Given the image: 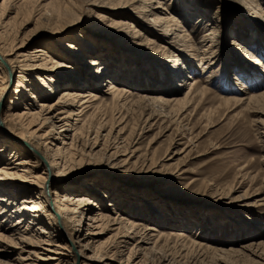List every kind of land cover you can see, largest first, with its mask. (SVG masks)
Masks as SVG:
<instances>
[{"label": "rangeland", "instance_id": "374dc122", "mask_svg": "<svg viewBox=\"0 0 264 264\" xmlns=\"http://www.w3.org/2000/svg\"><path fill=\"white\" fill-rule=\"evenodd\" d=\"M100 1L58 0L53 4L51 0H45L43 3L48 4L49 11L60 18L59 21H54L47 26L51 33L58 31L56 35L54 34L55 36H51L50 41H46L50 49L61 50L65 42L75 44L73 39L77 37L73 33L80 34L84 39H87L88 35V39L91 40L94 35L90 36L87 32L93 25L100 26V31L105 33L104 36L108 42L119 37L120 31L124 28H119L120 23L117 21L124 20L122 15L133 17V12L127 7H119V0H108L106 7L99 6ZM161 1H166L167 5H170L171 16L177 18L182 25L179 27V23L172 25L176 32L180 35L188 34L186 39H191L190 43H194L195 46L200 43L204 46L209 45L214 56L213 78L209 79L211 78L208 75L209 68L202 67L197 53L192 54V50H184L177 56L169 55L170 48L165 40L161 41L157 35L148 32L150 29L145 27L142 28L143 34L140 38L132 39L135 42L129 47L130 51L140 55L143 60L151 61H154L151 56L167 54L168 57L157 56L166 59L160 62L165 67L175 63L177 57L190 56L195 70H182L181 75L177 76L180 79L177 82L181 84L177 85L174 82L175 78L172 82H164L161 77L158 82L147 81L149 79L147 75H150L151 70L155 68L151 61L140 62L135 61L133 56H126L122 63L115 62L116 57L121 54L119 45L109 46L110 42L102 43L99 52L103 55L102 58L108 61L109 68L102 75L100 87L105 90L109 78L114 77L115 74L116 79L111 81L119 86L118 89L126 92L130 101L135 104L131 107L111 104L99 106L101 108L93 111L90 121L93 124H101L105 129L102 135L108 131L110 135L116 137L115 140L118 139L117 142L126 145L128 150L117 158H113L108 156L112 150L106 152L101 148V143L93 151L89 150L90 141L84 142L85 145L81 146L85 137L92 141L94 131L91 132L86 125L81 127L82 121H79L76 124V127H81L82 130L79 140L71 141L73 129H70L66 138L59 137L60 141H52L55 144L54 147L61 149L62 159L59 167L63 166L66 173L69 171L71 174L74 173L63 184L73 187L74 182L82 180L88 181L92 186L90 190L92 194L87 192L88 199L90 202L98 201L100 204L98 207L97 205L93 207L92 204V211L84 216L86 220L98 213L101 206L102 215L114 217L123 213L119 216H125L126 218H122L127 223L128 219L142 223L139 225L140 233L148 225L154 228L184 229L187 234L185 238L201 240L211 248L225 251L214 253L208 250L201 257L199 250L184 248L177 243L176 250L173 247L169 251L170 256L174 258L169 264H264V258L231 253L240 249L241 245L255 242L257 238L264 239V200L260 198L262 194L257 193L264 188V101L247 106L245 103L223 102L220 98V96L243 94L244 90L250 93L260 92L264 88V71L253 59L250 63H254L256 65L254 67L259 66L255 68L253 74L261 75L260 79L257 77L256 84L253 83L252 77L245 80L244 86L242 76L237 74L238 72L235 74L232 70L231 73L228 72L230 75L226 76L228 68L231 69L235 63L241 69L248 66L242 49L244 47L251 50L254 56L261 60L260 63L264 61V18L262 20L255 17L249 18L248 8L240 0ZM258 2L264 9V0ZM186 5L190 11L187 10ZM185 8L189 11L186 14ZM198 9L206 15H201L199 19L207 20L209 25H196L198 19L195 21L196 15L192 13L199 14ZM177 10L183 13L176 14ZM43 11L40 10V14L33 11H27L24 14L21 11L17 12L16 9L10 11L5 18L10 29V39L15 33L19 34L22 31L23 34L27 33L42 23ZM66 12L72 14L61 21L62 14ZM139 21L149 27L147 20ZM198 22L200 23L201 20ZM248 23H251V28L246 27ZM65 24L73 26L65 32L62 30ZM90 24L93 25L90 26ZM133 24H136L135 20ZM213 24H216L213 29V41L211 42L210 37L203 41L201 35L208 32V28H211ZM139 27L136 26L138 29ZM242 29L248 30V33H244ZM122 33L125 35V30ZM173 35L170 34L171 39ZM146 37H151L153 42H147ZM44 38L46 37L42 36L36 38L34 42H27L26 49L30 50ZM129 39L130 35L126 38L127 44L131 42ZM183 42L184 46L188 44L187 41ZM93 51L94 53L87 55L88 60L97 57L95 52H98V48ZM60 60L64 66L71 67L69 68L71 71L74 69L79 71L71 59L69 61L64 57ZM183 64L185 65L186 62L184 61ZM178 66L181 65L178 64ZM88 70L91 72L90 69ZM129 74L131 77L127 78ZM188 76L200 79L201 87L208 90L202 96V102L194 104V108L193 106L189 108L190 111L186 117L185 115L181 117L186 111L176 117L178 114H168L158 109V106L156 111H151L138 103L140 102L138 97L144 94L162 93L169 96L178 93L180 96L183 95L187 82L190 80ZM205 77L208 79H204ZM70 85L68 89H76L75 84ZM231 85L236 86L237 89L243 88V91H228L227 88ZM153 88L157 90L151 92L150 89ZM80 89L90 90L95 87L89 85ZM102 89L98 90L99 95L110 98L111 94ZM57 95L58 92L54 93L52 99H55ZM86 134L87 136H84ZM130 150L132 152H129ZM0 159L3 160L1 157ZM69 165L73 167L70 168L71 170L66 169L67 166L70 167ZM80 193L83 192H73L72 195ZM6 221L8 222V219ZM86 222L88 223V220ZM11 223L12 221L6 225ZM128 229L131 230V228ZM153 232L157 231L151 229L148 236L154 235ZM82 235L83 231L80 233V238L83 237ZM117 237L115 229L112 228L87 241L94 246L100 244L95 249V255L99 256L103 254L104 245H110ZM128 240L131 241L132 238ZM129 245L130 242H121L119 244L121 252L115 254L116 258L114 257L113 260L106 258L103 263L125 264ZM185 251L186 255L182 256ZM64 253L68 252L64 250ZM15 256V248L3 250L0 247V264H16ZM251 259L254 261L252 262ZM81 260L77 255L75 263L81 264ZM158 260L154 259V261ZM51 261L56 262V260ZM70 261L66 264H71ZM45 262L35 261L36 264ZM49 263L46 262V264Z\"/></svg>", "mask_w": 264, "mask_h": 264}, {"label": "bare ground", "instance_id": "6f19581e", "mask_svg": "<svg viewBox=\"0 0 264 264\" xmlns=\"http://www.w3.org/2000/svg\"><path fill=\"white\" fill-rule=\"evenodd\" d=\"M44 1H0V157L3 158V160L0 159L1 249L15 248L16 256L14 259L16 264H36L35 261L38 260L50 262L49 264H66V262L70 261V256L71 264H76L77 255L82 259L81 264H106L103 263L106 258L113 260L115 254L121 252L119 244L123 241L130 242L125 264H147L149 262L151 264L172 263V259L174 258H172V255L170 256L171 253L169 251L173 247L175 249L177 243H180L184 248L194 251L199 250V256L201 257L208 250L214 253H224L225 251L211 248L204 241L185 238L187 234L184 229L154 228L152 225H148L140 233L141 229H139V225H142V223L131 219H128L127 223L122 218L125 216H119L123 213L119 212L114 217L102 215L101 211L103 209L101 206H99L98 213L93 215L92 218H87L88 223L86 222L87 220L84 216L92 211V204L93 207L95 205L98 207L100 203L98 204V201L90 202V199H88L89 195L87 192H92L90 191L92 186L88 181L84 182L81 180L80 182H74L73 187L63 184L74 173L71 174L70 171L66 173V170L64 171V168H62L63 166L59 167L62 159L61 149L57 146L54 147L55 144L52 141H60L59 137L61 139L66 138L70 129H73L71 141L79 140L82 131L81 127H85L86 125L91 132L94 131V136L92 137V141L89 140L90 138L85 137V140L81 142V146L85 145L84 142L88 143L90 141L91 146L89 150L93 151L101 143V148L105 149L106 152L110 149L112 150L108 154L109 157L117 158L120 154H124L128 150V147L117 142L118 139L115 140L116 137L110 135L108 131L102 135L101 133L105 129L99 123L93 124L90 121L91 116L94 110L101 108L99 106L111 104L131 107L135 103L130 101L126 92L118 89L119 86L111 81L116 79L115 74L114 77L109 78L108 86L105 90L100 87L102 75L106 73L109 66L107 64L108 61L102 58L103 55L99 51L102 43L105 42L106 44L110 42L106 40L105 33H101L100 26L90 24V26H93L87 33L90 36L94 35V38L91 40L88 39V35L87 40L84 37L82 38L80 34L73 33L77 37L73 39L75 44L65 42L64 46L60 48L61 50L54 48L55 51H53L50 49V45L46 44V41H50L51 36H55L58 31L51 33L47 26L53 24L54 21H59L60 18L49 11L48 4L43 3ZM56 1L58 0H51L53 4ZM107 1L101 0L99 4L95 3L101 7H106ZM240 1L244 2L248 8L249 18L255 17L261 20L264 18V9L261 3L258 2L259 0ZM118 4H120L118 5L119 7L129 8L133 12V17L132 15H122L124 16V20L117 21L120 23L119 28H124L125 35H123V30H121L118 35L119 37L114 38L109 44V46L117 44L120 47L121 54L118 55L119 57H116L115 62L122 63L126 59V56H133L135 61H151L143 60L140 55L133 54L129 49L130 46H133L132 43L135 42L132 39H135L134 37L140 38L143 34L142 28L145 27L150 29L148 32H151L155 36L157 35L161 41L164 42L165 40V43L170 48L169 55L177 56L184 50H192V54L197 53L202 67L209 68L208 75L211 77L209 79L213 78L212 59L214 56L212 55V50L209 49V45L204 46L200 43L195 46L193 45L194 43H190L191 39H186L188 34L180 35L179 32L175 31L172 25H175V23H179L178 27L182 25L177 18L171 16L172 9H170V5H167L166 1L119 0ZM187 8L184 9L185 14L190 11V8ZM13 9H16L17 12L21 11L24 14L27 11L38 12L40 14V10H44L41 13L44 21L27 33L23 34V31L19 34L15 33L14 37L10 39V29L7 24L8 21L5 18ZM175 13L180 14L183 12L177 10ZM204 13L201 10L199 14L192 13L196 15L195 21L198 19L196 25H209L206 22L207 20L203 21V18L199 19ZM70 14L72 13L66 12L62 14L61 21ZM192 14L189 15L192 16ZM140 19L145 20V22L147 20L149 27L140 23ZM134 20L136 22L135 25L133 24ZM199 20H201L200 23L198 22ZM248 24H246V27L249 26L251 28V23ZM72 26V24H65L62 30L66 32ZM136 26H140L139 29ZM215 27L216 24H213L211 28H208L209 31L201 35V39L205 41L210 37L212 42L214 38L213 29ZM246 27L245 29H247ZM242 31L245 30L242 29ZM247 31L244 33H248ZM170 34H174L172 39ZM129 35L131 42L127 44L126 38ZM42 36L46 38L41 41L39 40L38 45L30 50L26 49L27 42H34L36 38ZM145 39L147 42H153L151 37H146ZM183 41H187L188 44L184 46ZM97 48L98 52H95L97 57L88 60L86 58L87 55L94 53L93 50H97ZM242 49L246 56L245 63L248 66H241V69L235 63L231 69L227 67L226 76L232 70L235 74L238 72L237 74L242 76V84L244 86L246 85L245 80L252 77L254 78L253 83L256 84L261 75L259 73L253 74L255 68L259 66L254 67L256 65L250 63L251 59L260 64L263 71L264 61L260 63L261 60L255 57L247 47ZM66 54H70V56ZM63 56L69 61L71 59L75 64V68H79V71L75 69L71 71L69 69L71 67L68 65H66L67 67L64 66V63L60 60L64 59ZM157 56L168 57L164 53L151 56L154 60L151 62L155 65V68L151 70L150 75H147L149 78L147 81L154 80V82H158L161 77L164 82H172L175 78L174 82L179 85L181 83L177 82L180 81L177 76L183 72L182 70L188 69V71H191V69L195 68L190 56L175 58L177 60L175 63L168 65L169 67L161 65L160 62L166 59H161ZM119 58L120 60L118 61ZM184 61L186 62L185 65L183 64ZM178 64L181 66H178ZM88 69L91 72H88ZM126 77L129 78L131 75L129 74ZM187 78L190 80L187 82V88L183 91V95L180 96L178 93L169 96H165L162 93L155 95L144 94L138 97L140 101L138 103H141V106L144 108L151 109V111H156L158 106V109L164 110L168 114H178L176 117H179L182 112L186 111L181 116L185 115L186 117L190 111L189 108L191 106L194 108V104L202 102L203 99L201 98L208 90L201 87L200 79H197V77L188 76ZM204 79H208V77ZM70 84H75L76 89H68L71 86ZM89 85L94 86L95 89H80V87ZM100 89L109 92L111 94L110 98H104L102 95H99L98 90ZM150 90L154 92L157 89L153 88ZM227 90L242 92L243 88L237 89L236 86L231 85ZM55 91L58 92V95L55 99H52L53 94L56 93ZM220 98L223 102L245 103V105L250 106L255 102L260 103V101H264V88L260 92L250 93L244 90L243 94L239 93L227 97L220 96ZM96 101L97 103H95ZM79 121H82L81 127H76ZM84 136H87V134ZM101 139L103 140L100 142ZM129 152L132 151L130 150ZM69 166L66 169L69 168L68 170H71L70 168L73 167ZM47 190L50 191L48 192ZM73 192L83 193L72 195ZM257 193H261L260 198L264 200V188L257 191ZM7 219L8 222L12 221L10 225H6L8 223ZM112 228L115 229L118 237L110 245H104L102 255H95V249L100 244L98 243L94 246L87 239H92ZM128 228H131V230ZM151 229L157 232H153L154 235L149 237L148 233ZM82 231L83 237L80 238ZM129 238H132V240L129 241ZM240 247V249L231 253L239 256L253 255L264 258L263 238H257L255 242H249ZM64 250L68 253H64ZM186 251L182 256L186 255ZM150 257L152 258L150 259ZM154 259L159 260L154 261ZM51 260H56V262L53 263ZM46 262L42 264H46ZM107 264L112 263L108 262Z\"/></svg>", "mask_w": 264, "mask_h": 264}]
</instances>
